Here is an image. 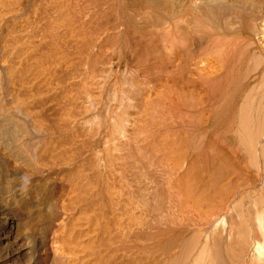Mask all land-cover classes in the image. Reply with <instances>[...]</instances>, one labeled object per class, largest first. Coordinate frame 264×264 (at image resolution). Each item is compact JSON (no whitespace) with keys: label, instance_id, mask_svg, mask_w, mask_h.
Instances as JSON below:
<instances>
[{"label":"bare ground","instance_id":"bare-ground-1","mask_svg":"<svg viewBox=\"0 0 264 264\" xmlns=\"http://www.w3.org/2000/svg\"><path fill=\"white\" fill-rule=\"evenodd\" d=\"M0 264H264V0H0Z\"/></svg>","mask_w":264,"mask_h":264},{"label":"rangeland","instance_id":"rangeland-1","mask_svg":"<svg viewBox=\"0 0 264 264\" xmlns=\"http://www.w3.org/2000/svg\"><path fill=\"white\" fill-rule=\"evenodd\" d=\"M237 34H235V35H232L234 38L235 37H237L236 36ZM249 63V62H248ZM246 64V67H247V65L250 67V74H249V76L247 77V78H245V79H242V80H239V81H235L234 79H232V78H229L228 80H224V81H220V83H218V84H216L215 85V88L214 89H212V91H211V93H213V94H210V96H211V102L214 104V101H215V103H216V101L219 103L220 101L222 102V101H224V103H225V105L223 104V106H222V103H219V105H218V103H216L215 105V107L217 108V107H219V108H221L220 110H224V108L225 109H227L226 111H231L233 108V110L235 111V109H237V104H239L240 102H241V100H242V94H244L245 92H243L244 91V89L247 91V89L246 88H248V86H249V88L255 83H258L259 81H260V79H261V76H262V73L261 72H257V71H255L254 72V70H251L252 68V66H253V63H250V64ZM260 74V75H259ZM253 77H254V79H253ZM251 79H252V81H251ZM259 79V80H258ZM244 80V81H243ZM232 81V82H231ZM230 82V84H228ZM123 83L124 82H121V83H119V84H117V87H119V86H121L120 84H122L123 85ZM231 83H232V85H231ZM241 83H243V84H245L244 85V87H243V89H240L241 87H240V85L239 84H241ZM223 84V85H222ZM225 84V85H224ZM235 84V85H234ZM251 86H250V85ZM119 85V86H118ZM223 86V88H222V86ZM229 85V86H228ZM230 85H231V87H230ZM225 86V87H224ZM229 88H228V87ZM246 86V87H245ZM107 88H108V86H107ZM226 88H228V89H226ZM235 88V89H234ZM248 88V89H249ZM237 89H238V91H237ZM107 90V89H106ZM220 90V91H219ZM223 90H224V92H223ZM226 90V91H225ZM240 91H241V93H240ZM218 92V93H217ZM215 93H216V95H215ZM231 93H233L232 95H231ZM105 94H106V92H105ZM222 94V95H221ZM221 95V96H220ZM234 95V96H233ZM238 95V96H237ZM242 95V96H241ZM213 96V97H212ZM216 96V97H215ZM223 96H225V98L223 97ZM229 98H230V100H232L231 102L229 101ZM241 99V100H240ZM214 100V101H213ZM229 101V104H228V101ZM239 102H238V101ZM233 103L235 104L236 103V106L235 105H233ZM220 104H221V106H220ZM228 104V105H227ZM229 106H230V108H229ZM231 106H232V108H231ZM236 108H235V107ZM214 107V109H216ZM219 108H217V109H219ZM216 109V110H217ZM215 110V112H216V114H217V112H218V110L216 111ZM232 110V111H233ZM225 111V110H224ZM221 113V112H220ZM219 113V114H220ZM218 114V115H219ZM219 119H217V122H216V125L218 126V124H220L221 123V121L219 122L218 121ZM218 123V124H217ZM215 125V126H216ZM219 126H221V124L219 125ZM218 126V127H219Z\"/></svg>","mask_w":264,"mask_h":264}]
</instances>
